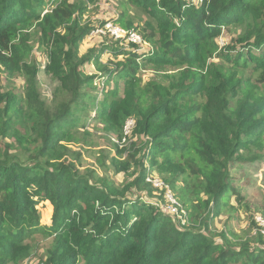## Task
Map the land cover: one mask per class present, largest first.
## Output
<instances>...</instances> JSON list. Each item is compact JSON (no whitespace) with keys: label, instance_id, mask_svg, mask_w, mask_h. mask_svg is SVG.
Instances as JSON below:
<instances>
[{"label":"trees","instance_id":"16d2710c","mask_svg":"<svg viewBox=\"0 0 264 264\" xmlns=\"http://www.w3.org/2000/svg\"><path fill=\"white\" fill-rule=\"evenodd\" d=\"M128 1L149 17L141 32L154 51L103 46L77 58L94 27L78 25L68 0H0V65L25 77L21 99L0 94V264L28 256L35 236L52 239L43 264H264V234L244 240L211 230L220 215L237 210L231 200H245L235 167L263 168L264 177V0ZM116 22L137 31L124 10ZM33 24L48 58L43 72L57 83L51 104L39 91L35 59L23 58ZM244 26L250 33L236 35ZM222 31L233 37L219 48ZM213 55L227 75L215 67L207 85L195 72ZM92 65L99 76L84 72ZM148 66L176 72L145 89L138 73ZM93 80L113 88H92ZM128 119L136 142L126 162L112 159V166L126 172L135 165L131 182L118 188L81 173L80 153L69 147L79 130L96 120L120 140ZM15 121L24 136L7 144ZM152 172L191 203L184 224L163 209L164 191L145 182ZM45 207L51 215L43 225Z\"/></svg>","mask_w":264,"mask_h":264},{"label":"rangeland","instance_id":"374dc122","mask_svg":"<svg viewBox=\"0 0 264 264\" xmlns=\"http://www.w3.org/2000/svg\"><path fill=\"white\" fill-rule=\"evenodd\" d=\"M191 1L197 3L198 0ZM68 3L74 7L73 17L78 21V25L92 26L94 27L92 31L96 28H101L105 23H112L117 26L116 21L119 18L121 10L126 11L128 18L133 22L134 27L137 30L133 31L134 35L140 37L143 41H140L135 45L138 47L135 51H143L145 53L154 51L153 45L144 41L141 32L144 23L147 22L149 17L146 14H141L139 8L130 5L128 0H68ZM113 21L115 22L113 23ZM60 32L62 33V30ZM249 33L250 28L247 26H244L241 29L238 28L236 31V35L239 36ZM28 34L31 41L28 42V48L24 53L23 58L27 63H32L35 59L40 70L38 74L39 91L46 103L51 104L53 102V91L57 87V83L43 72L45 65L48 63V58L38 49V46L42 42V37L35 24L29 27ZM232 37L233 34L226 31H222L219 36V38L225 39L227 42H229ZM130 43L131 42L129 41L113 39L108 35L97 36L91 35L90 33L88 38L80 45L79 50L76 52V57L83 58L93 54L103 46L128 48ZM49 50L50 48L47 49V51ZM106 58L107 54L105 52L102 58L97 62L99 69L107 65ZM137 61L138 63H141L140 59ZM215 67L221 68L223 73L227 75V66L222 65L213 55L206 60L205 70L202 74L199 75L195 72L196 78L199 79L200 76L205 84H213ZM84 72L92 76H99L100 74L97 66L94 65L85 66ZM175 72L176 71L172 73L157 72L150 66L145 67L138 73V76L141 79L140 85L146 89L153 80L161 79L164 75H175ZM244 74L245 73L243 72L240 76L249 75V72L245 75ZM103 77L105 79L107 78L106 76ZM89 85L95 89H103V87H105L107 91H111L113 88V84L108 83L106 80H93ZM24 86L25 77L22 74H10L0 65V94L9 93L14 95L17 99H21ZM101 100L102 97L98 94L96 96V103H100ZM104 127L105 125L103 123L91 120L84 130H79V132H81L80 137L75 143L70 144L69 147L72 151L80 153L79 169L81 173L93 171L98 178L105 179L114 187L122 188L130 183L137 174V167L130 164L128 171L118 172L112 166V159L126 162L127 153L131 152L130 145L122 149L120 148L121 152L119 154L116 153V144L113 141L117 140L119 137L113 132H106ZM25 128L26 127H23L18 121H15L12 125V130L4 142L7 144L14 143L18 140V136H24ZM132 142L135 143L136 141ZM140 142H137V144H140ZM2 148L3 143L0 140V150H2ZM261 171H263V168L258 170L255 168L240 169V167H235V170L232 172L233 178H235L234 183L238 187L240 195L244 197L245 200L241 203H236L231 200V204L235 206L237 210L234 212L228 211L220 215L212 224V231L215 233L230 232L238 239L244 240H250L256 235V233H258L254 218L259 216L264 219V177L261 175ZM151 175L160 179L154 172H152ZM180 186L181 183H177V187ZM174 193L177 196L178 189H175ZM177 198L180 206L186 214H188L187 209L191 203L188 202L187 205H184L178 196ZM39 215L41 224L48 223L51 210L48 207H45L39 210ZM182 223H185V221L182 220ZM51 242L52 239H43L41 236H35V241L32 242V250L30 254L28 256L24 255L10 264H43L46 250Z\"/></svg>","mask_w":264,"mask_h":264},{"label":"built area","instance_id":"2783aa9c","mask_svg":"<svg viewBox=\"0 0 264 264\" xmlns=\"http://www.w3.org/2000/svg\"><path fill=\"white\" fill-rule=\"evenodd\" d=\"M91 35H97V36H105L108 35L109 37L116 39V40H123V41H129L131 42L130 45H136L142 39L136 35H134V32H127L123 29H121L118 26L113 25L112 23H105L101 28H96L94 31L91 32ZM143 42V41H142ZM228 42L225 39L219 38L217 40V44L219 48L224 47ZM130 45L128 48L124 49H130ZM134 128V120L128 119L125 121L123 128H122V137L120 140H114L113 142L120 148H124L132 142L131 138V132ZM145 182L148 184H151L153 188L157 190H163V199L165 201V205L162 206L170 215H174L180 219L181 223L182 220L186 221V212L183 210V208L180 206L177 198L174 196L173 192L166 186L163 185L162 181L154 176H147L145 178ZM254 221L256 223V226L258 228V232L260 234H264V219L262 217H255ZM184 224V223H182Z\"/></svg>","mask_w":264,"mask_h":264}]
</instances>
